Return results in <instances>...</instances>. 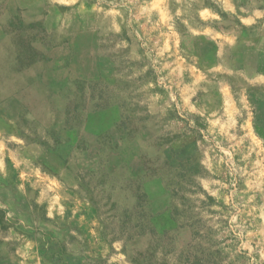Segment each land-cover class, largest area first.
<instances>
[{
    "label": "rangeland",
    "instance_id": "rangeland-1",
    "mask_svg": "<svg viewBox=\"0 0 264 264\" xmlns=\"http://www.w3.org/2000/svg\"><path fill=\"white\" fill-rule=\"evenodd\" d=\"M0 264H264V0H0Z\"/></svg>",
    "mask_w": 264,
    "mask_h": 264
}]
</instances>
